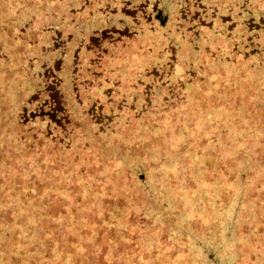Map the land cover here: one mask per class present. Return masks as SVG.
<instances>
[{
  "label": "rangeland",
  "instance_id": "1",
  "mask_svg": "<svg viewBox=\"0 0 264 264\" xmlns=\"http://www.w3.org/2000/svg\"><path fill=\"white\" fill-rule=\"evenodd\" d=\"M54 83L101 170L13 163L0 264H264V0H0V122Z\"/></svg>",
  "mask_w": 264,
  "mask_h": 264
},
{
  "label": "trees",
  "instance_id": "2",
  "mask_svg": "<svg viewBox=\"0 0 264 264\" xmlns=\"http://www.w3.org/2000/svg\"><path fill=\"white\" fill-rule=\"evenodd\" d=\"M148 73L154 74L155 78L160 77L156 70H150ZM53 88H48L50 97L52 90L54 91L53 103L48 108L32 111L33 113L31 112L29 116H22L14 112L12 114L9 113L7 119H3L0 122V193L2 188L1 180L6 178L7 175L11 179L14 177L10 167L13 163L15 165L19 164L20 168L16 169L19 174L25 172L28 174L33 173V175H36L34 176L35 178L40 177L42 179H68L71 174L77 172L76 168L81 165L88 167L96 165L101 170L99 162L76 164L74 167L67 163L65 155L69 147L70 136L76 134L68 129L70 125L68 117L70 115L68 109L63 106L58 85L55 86L54 83ZM144 91L148 92L147 86H145ZM89 118L93 121L98 120L94 116ZM100 175H102L101 172ZM103 178L105 177L100 178V180L102 181ZM2 213L3 211L0 209V220L4 218ZM40 216L42 217V215ZM10 232H12V228L8 231L5 230V233ZM11 243L0 248V251L9 250ZM164 244L168 245L169 242H164ZM38 249L37 251H39ZM74 250L71 249L69 251L74 253ZM152 250L155 251L154 248ZM65 257L66 261L56 259L59 260L58 264H78L82 259L72 256ZM157 258L153 252L151 263L154 264L153 261Z\"/></svg>",
  "mask_w": 264,
  "mask_h": 264
}]
</instances>
